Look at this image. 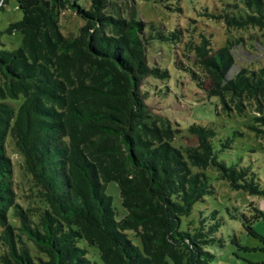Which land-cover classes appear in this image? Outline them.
Instances as JSON below:
<instances>
[{
	"label": "trees",
	"instance_id": "1",
	"mask_svg": "<svg viewBox=\"0 0 264 264\" xmlns=\"http://www.w3.org/2000/svg\"><path fill=\"white\" fill-rule=\"evenodd\" d=\"M16 3L21 19L0 31L21 36L16 49L0 46V264H213L209 247L223 246V219L202 208L191 218L195 206L214 194L207 171L259 198L264 183L251 167L220 159L233 138H218L214 127L191 123L186 132L195 143L176 144L180 130L151 107L169 92L168 85L151 81L169 82L171 73L149 50L156 41L170 45L174 66L198 87L207 78V97L225 107L228 98L237 113L243 100L262 108L264 67L228 77L230 42L211 50L203 38L185 40L183 28L143 22L133 5ZM65 9L83 22L73 36L60 27ZM199 13L227 26L264 30V0H224L220 13L205 7ZM188 32L193 35L194 27ZM178 57L191 60L194 70ZM260 121L264 127V116ZM10 146L39 191L44 208L38 213L17 204ZM110 182L124 215L107 194ZM247 207L249 216L233 207L230 217L242 221L264 254V238L251 228L261 215L253 202Z\"/></svg>",
	"mask_w": 264,
	"mask_h": 264
},
{
	"label": "rangeland",
	"instance_id": "2",
	"mask_svg": "<svg viewBox=\"0 0 264 264\" xmlns=\"http://www.w3.org/2000/svg\"><path fill=\"white\" fill-rule=\"evenodd\" d=\"M110 1L116 2L123 10H129L130 5L135 6L138 17L143 22H156L165 29L183 28L185 40H188L189 36H192L191 40L196 42L199 38L208 40L211 50L230 42V52L234 64L228 77L233 76L241 69L256 71L258 68L264 67V30L253 27L239 29L227 26L222 20L218 21L199 13L202 7L212 14L220 13L224 0H182L180 4L175 0L164 3L154 0ZM1 7L0 31H3L8 23L20 20L22 13L17 7L16 0H6L1 3ZM59 17L61 30L66 36L75 35L79 26L83 24L69 9L62 10ZM193 27L195 32L191 35L192 33L188 31ZM20 42L21 36L17 32L0 35V46L2 45L1 47L4 49H16ZM149 53L152 60L167 68L171 73L169 82L154 79L151 81L158 88L164 85L169 86V92L163 96V100L154 99L151 107L155 113H160L172 123L174 128L180 130L176 135V144L195 143V138L186 132L187 126L191 123L214 127L218 138H233L231 148L222 153L220 159L227 165L251 167L264 183V131H261L264 127L260 121V118L264 116V98L260 109H257L259 106L254 100H243L242 112L237 113L228 98H226L225 107L219 99L207 97L204 90L209 83L207 78H202L204 86L198 87L188 73L174 66L175 50L170 45L156 41ZM177 59L183 66L194 70L191 60L184 57ZM8 152L14 167L17 204L23 211L36 209L34 212L38 213L44 208L39 191L32 184L30 177L22 174L21 155L11 146ZM207 175L214 194L207 196L205 203L195 206V212L191 218H195L199 208H202L205 213L216 210L217 216L223 219L218 232V236L223 239V246L215 244L209 247V250L214 254L213 264L264 263V254L259 251L261 244L258 239L246 232L238 217H230V213L234 214L233 207H237V211L245 212L249 216L252 213L249 211L252 209L247 206L253 202V207L261 215V218L253 220L251 228L264 238V198L230 189L227 183L217 179L215 172L211 170L207 171ZM107 194L112 197L113 205L119 214L124 215L119 191L114 182L108 184ZM13 222L17 221L13 220ZM135 243H138V239H135ZM100 264H102L101 261Z\"/></svg>",
	"mask_w": 264,
	"mask_h": 264
}]
</instances>
